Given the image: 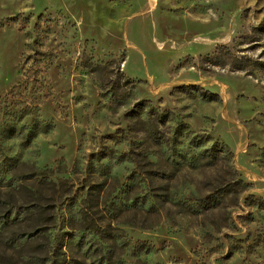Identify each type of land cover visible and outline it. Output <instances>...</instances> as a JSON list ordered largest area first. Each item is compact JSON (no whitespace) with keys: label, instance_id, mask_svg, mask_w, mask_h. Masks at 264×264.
<instances>
[{"label":"rangeland","instance_id":"obj_1","mask_svg":"<svg viewBox=\"0 0 264 264\" xmlns=\"http://www.w3.org/2000/svg\"><path fill=\"white\" fill-rule=\"evenodd\" d=\"M0 184V264H264V0H0Z\"/></svg>","mask_w":264,"mask_h":264},{"label":"trees","instance_id":"obj_2","mask_svg":"<svg viewBox=\"0 0 264 264\" xmlns=\"http://www.w3.org/2000/svg\"><path fill=\"white\" fill-rule=\"evenodd\" d=\"M137 163V162H136ZM139 163V162H138ZM139 165H140V163H139ZM138 165V166H139ZM57 167H61V165L60 164H57ZM56 170H58V169H56ZM60 172V171H59ZM26 177V176H25ZM58 179V178H57ZM41 180H44V178H41ZM62 180L63 179H58V182H62ZM44 182H49V183H51V184H53V187H52V189H53V191H52V194H51V196H49L50 198H46V196H43L42 194H40V193H38V191L36 190L35 192H32V193H30L29 194V199L30 200H33V202H35L36 204H40V203H42V200H44V199H53V200H55L56 198H58V197H60L61 196V194L62 193H64V192H62V191H60V189L59 188H56V186H55V182H56V179H51V180H46V181H44ZM2 184H0V186H1ZM6 185H8V184H5V185H3V186H6ZM8 186H12V185H8ZM22 183H19V184H16V185H14V187H17V188H22ZM16 188H13V189H8V190H6V192H5V195L6 196H8L9 198H7V200H8V203H9V205H11L12 207H14L15 206V203L14 202H16L17 200H15V199H13V197H14V195H15V192H14V194L12 195V192L15 190ZM41 201V202H40ZM55 202V201H54ZM55 206H56V202H55ZM16 209H18V208H16ZM12 211L11 210H9V213H6V215H1L0 216V232L1 231H3V230H6L8 227H9V225H10V223L11 222H14L15 220H18V219H20L19 218V216H16V214L14 215V216H11L10 215V213H11ZM57 216V215H56ZM43 223H45V221H43L40 225L39 224H37L32 230H28L27 232H28V234H25L24 233V235H23V241H27V240H30L31 239V237H39L40 235H47V236H50L51 235V232H49V231H47L46 229H47V227L49 228V226H46V227H44V224ZM47 231V232H46ZM24 236H29V238H24ZM21 237V236H20ZM20 237L19 238H17L18 239V241H21L20 240ZM54 237H55V235H54ZM56 238V237H55ZM13 239H16V238H13ZM58 244V247H60V246H62V244H63V241H59V236L57 237V243H56V245ZM49 249H48V253H51L52 251H54L52 248H50V246L48 247Z\"/></svg>","mask_w":264,"mask_h":264}]
</instances>
